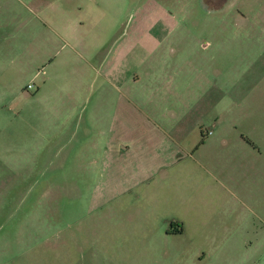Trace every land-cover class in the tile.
<instances>
[{"label":"rangeland","instance_id":"1","mask_svg":"<svg viewBox=\"0 0 264 264\" xmlns=\"http://www.w3.org/2000/svg\"><path fill=\"white\" fill-rule=\"evenodd\" d=\"M138 22L171 27L173 64L191 62L199 75L197 138L225 122L227 137L257 145L250 159L207 161L201 237L192 238L200 223L191 237H165L186 204L157 206L136 191L101 201L103 178L89 172L101 143L77 142L79 127L97 140L101 126L89 123L108 118L90 104L75 116L90 97L76 95L86 62L72 44L80 36L105 53ZM0 264H264V0H0Z\"/></svg>","mask_w":264,"mask_h":264},{"label":"crops","instance_id":"2","mask_svg":"<svg viewBox=\"0 0 264 264\" xmlns=\"http://www.w3.org/2000/svg\"><path fill=\"white\" fill-rule=\"evenodd\" d=\"M168 13L164 12L163 18H170ZM159 25L135 23L105 53L103 49L91 52L89 43L80 36L76 38L71 50L86 62V67L75 73L76 95L90 98H86V104L72 109L80 117L79 113L84 114L90 104L92 112L103 111L108 118L107 122L89 123L90 127L101 126L97 140L91 139L94 138L91 130L79 127L77 134L81 139L77 142L101 143L89 169L90 174L103 178L98 186L107 194L101 201L114 200L118 192L136 191V200L157 206L171 202L186 204L180 213L188 217L178 218L164 234L167 239L177 240L188 232L190 236V226L200 223L199 235L192 237L197 238L206 234L209 226L208 217L204 216V200L212 197L206 193L210 192L214 176L207 161L221 163L229 153L236 156L239 151L250 159L257 145L245 135L227 137L225 122L216 123L214 130L202 131V142L197 138V126L190 118L194 113V95L202 92L204 97L205 90L197 88L199 75L194 74L191 62L173 64L179 60L180 50L176 51L174 43L167 41L171 27ZM61 28L69 39L72 27ZM160 31H163L161 38L150 41ZM99 101L107 105L97 106ZM193 202L196 205L191 211ZM197 212L200 217L190 215ZM181 253L177 250V255Z\"/></svg>","mask_w":264,"mask_h":264},{"label":"built area","instance_id":"3","mask_svg":"<svg viewBox=\"0 0 264 264\" xmlns=\"http://www.w3.org/2000/svg\"><path fill=\"white\" fill-rule=\"evenodd\" d=\"M29 89H32V86H30Z\"/></svg>","mask_w":264,"mask_h":264}]
</instances>
